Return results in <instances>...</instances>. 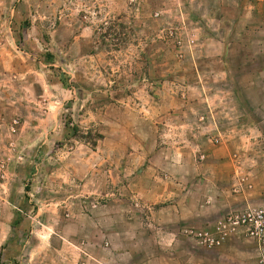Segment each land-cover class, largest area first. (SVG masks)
Instances as JSON below:
<instances>
[{"label":"rangeland","instance_id":"1","mask_svg":"<svg viewBox=\"0 0 264 264\" xmlns=\"http://www.w3.org/2000/svg\"><path fill=\"white\" fill-rule=\"evenodd\" d=\"M226 3L0 0V171L20 190L21 211L41 218L48 199L51 216L66 218L79 203L102 204L131 177L139 159L129 153H188L192 139L217 146L252 135L237 118H264V47L253 42L264 45V32L244 15L246 46L232 53L255 55L245 66L260 79H221L202 48L219 24L207 13L224 6L236 18L235 0ZM246 180L233 179V191Z\"/></svg>","mask_w":264,"mask_h":264},{"label":"crops","instance_id":"2","mask_svg":"<svg viewBox=\"0 0 264 264\" xmlns=\"http://www.w3.org/2000/svg\"><path fill=\"white\" fill-rule=\"evenodd\" d=\"M234 5V20L224 6L219 16L206 14L219 24L210 28L202 48L217 61L212 73L221 79H260V71L245 66L254 63L255 55L232 53L246 46L237 30L244 15L252 18L254 33L264 32V0H247V7L235 0ZM217 30L223 35L217 36ZM253 42L264 47L259 37ZM205 108L213 111L211 102ZM237 121L244 128L250 124L252 135H227L217 146L192 139L188 153L183 146L150 157L144 151L129 153L128 158L139 161L126 169L131 176L126 183L115 184L119 194L110 192L95 207L75 204V213L66 218L51 216L48 199L41 218L21 211L26 205L20 190L2 178L8 172L0 171V264H259L254 244L242 237L206 249L182 235L183 229L202 230L232 210L264 208V118L246 122L241 115ZM199 153L204 161L197 160ZM245 176L246 182L233 191V179Z\"/></svg>","mask_w":264,"mask_h":264},{"label":"built area","instance_id":"3","mask_svg":"<svg viewBox=\"0 0 264 264\" xmlns=\"http://www.w3.org/2000/svg\"><path fill=\"white\" fill-rule=\"evenodd\" d=\"M182 235L206 249L218 248L233 236L242 237L254 244L259 264H264V208L231 211L208 228H185Z\"/></svg>","mask_w":264,"mask_h":264}]
</instances>
